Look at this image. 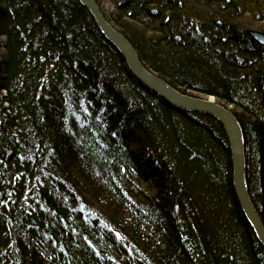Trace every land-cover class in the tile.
<instances>
[{
	"label": "trees",
	"instance_id": "16d2710c",
	"mask_svg": "<svg viewBox=\"0 0 264 264\" xmlns=\"http://www.w3.org/2000/svg\"><path fill=\"white\" fill-rule=\"evenodd\" d=\"M96 1L233 113L264 225V0ZM231 176L222 126L141 86L77 0H0V264H264Z\"/></svg>",
	"mask_w": 264,
	"mask_h": 264
},
{
	"label": "water",
	"instance_id": "95a60500",
	"mask_svg": "<svg viewBox=\"0 0 264 264\" xmlns=\"http://www.w3.org/2000/svg\"><path fill=\"white\" fill-rule=\"evenodd\" d=\"M93 17L101 35L124 59L133 76L144 87L168 102L176 109L202 113L214 118L227 137L232 165V183L237 202L254 235L264 249V225L256 212L247 190L245 178L244 138L241 126L230 109L212 99L181 94L162 79L151 74L139 60L128 40L105 18L96 0H79ZM258 44L264 46V32L246 31Z\"/></svg>",
	"mask_w": 264,
	"mask_h": 264
},
{
	"label": "bare ground",
	"instance_id": "6f19581e",
	"mask_svg": "<svg viewBox=\"0 0 264 264\" xmlns=\"http://www.w3.org/2000/svg\"><path fill=\"white\" fill-rule=\"evenodd\" d=\"M78 1V3L83 7V8H85L80 2H79V0H77ZM96 5L98 6V8L101 10V8H100V6L98 5V3H97V1H96ZM86 9V8H85ZM87 10V9H86ZM102 11V10H101ZM87 12L89 13V11L87 10ZM103 13V12H102ZM90 14V13H89ZM90 16H91V14H90ZM92 17V16H91ZM92 19H93V17H92ZM93 21H94V19H93ZM94 23H95V21H94ZM96 24V23H95ZM97 26V25H96ZM97 29H98V27H97ZM99 30V29H98ZM246 31H259V32H264V31H260V30H255V29H250V30H246ZM104 38V37H103ZM105 39V38H104ZM115 50H116V48H115ZM117 51V50H116ZM118 52V51H117ZM119 53V52H118ZM125 62V61H124ZM126 64V63H125ZM144 65V64H143ZM126 67H127V65H126ZM144 67H146L145 65H144ZM127 69H128V67H127ZM147 70L151 73V74H153V75H155L156 77H158V78H160V79H162L163 81H165L166 83H168L166 80H164L163 78H161L157 73H155L154 71H152V70H149L148 68H147ZM128 71L130 72V70L128 69ZM130 74L133 76V74L130 72ZM134 77V76H133ZM135 78V77H134ZM136 79V78H135ZM137 80V79H136ZM138 81V80H137ZM138 83L141 85V86H143L144 87V85L142 84V83H140L139 81H138ZM169 84V83H168ZM170 85V84H169ZM171 86V85H170ZM171 87H173V86H171ZM145 88V87H144ZM174 88V87H173ZM146 89V88H145ZM175 89V88H174ZM148 90V89H147ZM177 90V89H176ZM148 91H150V90H148ZM151 93H153L152 91H150ZM178 92H180L181 94H186V93H183V92H181V91H179L178 90ZM155 96H157L155 93H153ZM190 96H192L191 94H190ZM158 97V96H157ZM194 97H196V96H194ZM160 98V97H159ZM160 99H162V98H160ZM163 100V99H162ZM164 102H166L165 100H163ZM169 106H171L168 102H166ZM172 108H174L173 106H171ZM174 109H176V108H174ZM177 110H179V109H177ZM183 111V110H182ZM186 112H188V111H186ZM191 113H195V112H191ZM199 114H202V113H199ZM204 115H206V114H204ZM208 116V115H207ZM232 166V165H231ZM231 182H232V176H231ZM232 186H233V183H232ZM233 190H234V188H233ZM235 193V192H234ZM254 206V205H253ZM239 208H240V206H239ZM255 208V207H254ZM240 210H241V208H240ZM256 210V209H255ZM242 212V211H241ZM257 212V211H256ZM258 213V212H257ZM259 215V214H258ZM254 234V233H253ZM255 236V235H254ZM255 238H256V236H255ZM257 239V238H256ZM258 241V240H257ZM259 242V241H258Z\"/></svg>",
	"mask_w": 264,
	"mask_h": 264
},
{
	"label": "rangeland",
	"instance_id": "374dc122",
	"mask_svg": "<svg viewBox=\"0 0 264 264\" xmlns=\"http://www.w3.org/2000/svg\"><path fill=\"white\" fill-rule=\"evenodd\" d=\"M103 4H104V1H103ZM107 5H104L103 9L106 8ZM192 96H196V97H199V98H203V99H212L213 101L217 102L212 96H205V95H202V94H197V93H191ZM218 103V102H217ZM228 108V107H226ZM229 109V108H228Z\"/></svg>",
	"mask_w": 264,
	"mask_h": 264
}]
</instances>
